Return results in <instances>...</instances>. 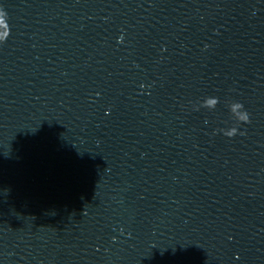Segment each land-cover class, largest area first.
Returning <instances> with one entry per match:
<instances>
[{
	"label": "clouds",
	"instance_id": "obj_1",
	"mask_svg": "<svg viewBox=\"0 0 264 264\" xmlns=\"http://www.w3.org/2000/svg\"><path fill=\"white\" fill-rule=\"evenodd\" d=\"M5 13H0V24L5 23ZM237 107H242V105H237ZM241 120L243 123H249V114L247 112H245L242 116H241ZM237 134V129H233L231 133H229V137H233Z\"/></svg>",
	"mask_w": 264,
	"mask_h": 264
}]
</instances>
